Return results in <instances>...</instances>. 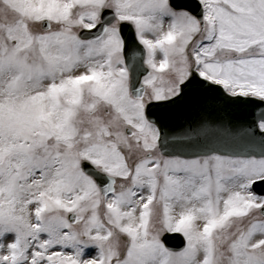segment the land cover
<instances>
[{
	"label": "snow or ice",
	"instance_id": "obj_1",
	"mask_svg": "<svg viewBox=\"0 0 264 264\" xmlns=\"http://www.w3.org/2000/svg\"><path fill=\"white\" fill-rule=\"evenodd\" d=\"M0 264H264V0H0Z\"/></svg>",
	"mask_w": 264,
	"mask_h": 264
},
{
	"label": "water",
	"instance_id": "obj_2",
	"mask_svg": "<svg viewBox=\"0 0 264 264\" xmlns=\"http://www.w3.org/2000/svg\"><path fill=\"white\" fill-rule=\"evenodd\" d=\"M194 91L198 92L199 89H194ZM261 109H255L252 106H242L239 108H235L232 110L233 118L242 124H250L253 119V114L255 112L260 111ZM174 112V118L168 122V130L173 131L182 123L183 121V115L185 114V107L184 106H178L173 109ZM259 191V189H258ZM168 246L172 249L178 250L181 245V238L176 235L172 236L170 239H168Z\"/></svg>",
	"mask_w": 264,
	"mask_h": 264
}]
</instances>
